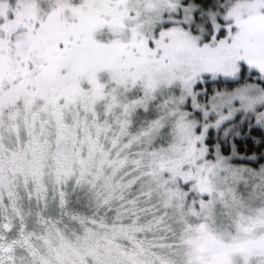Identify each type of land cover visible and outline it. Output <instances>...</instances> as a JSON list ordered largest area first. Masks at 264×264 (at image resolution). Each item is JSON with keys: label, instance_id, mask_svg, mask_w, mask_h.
<instances>
[{"label": "snow or ice", "instance_id": "obj_1", "mask_svg": "<svg viewBox=\"0 0 264 264\" xmlns=\"http://www.w3.org/2000/svg\"><path fill=\"white\" fill-rule=\"evenodd\" d=\"M0 264H264V0H0Z\"/></svg>", "mask_w": 264, "mask_h": 264}, {"label": "trees", "instance_id": "obj_2", "mask_svg": "<svg viewBox=\"0 0 264 264\" xmlns=\"http://www.w3.org/2000/svg\"><path fill=\"white\" fill-rule=\"evenodd\" d=\"M209 85L211 86L212 89H215V88H224V87H226V85H224V84H222V83H220V84L210 83ZM212 89H211V90H212ZM245 131H247V130L245 129ZM211 135H212L213 137H215V135H216V131H215V130H212V131H211ZM252 135H253L254 137H256V138H259L260 133H259V132H254V133H252ZM243 146H244V147H247V148H251L253 151H255V148H254V146H253L251 143L244 144Z\"/></svg>", "mask_w": 264, "mask_h": 264}, {"label": "rangeland", "instance_id": "obj_3", "mask_svg": "<svg viewBox=\"0 0 264 264\" xmlns=\"http://www.w3.org/2000/svg\"><path fill=\"white\" fill-rule=\"evenodd\" d=\"M208 87H209V90L211 91V89H212V88H211V86H210V85H208ZM213 130H214V129H213ZM211 131H212V130H211ZM215 131H216V130H215Z\"/></svg>", "mask_w": 264, "mask_h": 264}]
</instances>
